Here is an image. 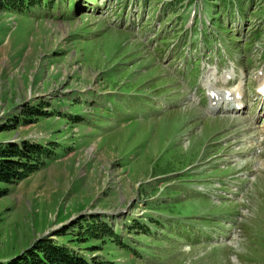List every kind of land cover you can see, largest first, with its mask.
I'll return each mask as SVG.
<instances>
[{
    "label": "rangeland",
    "instance_id": "1",
    "mask_svg": "<svg viewBox=\"0 0 264 264\" xmlns=\"http://www.w3.org/2000/svg\"><path fill=\"white\" fill-rule=\"evenodd\" d=\"M186 1L0 9V145L53 147L23 178L0 182V262L51 238L110 264H264V129L204 116L199 60L183 47L208 45L196 10L214 33L213 11L224 33L245 12L239 37L251 51L264 48V0H243V11L239 0V8ZM227 53L231 70L253 64L251 81L262 77L256 53L252 63L243 58L245 70ZM93 213L106 216L117 241L89 235Z\"/></svg>",
    "mask_w": 264,
    "mask_h": 264
},
{
    "label": "trees",
    "instance_id": "2",
    "mask_svg": "<svg viewBox=\"0 0 264 264\" xmlns=\"http://www.w3.org/2000/svg\"><path fill=\"white\" fill-rule=\"evenodd\" d=\"M39 1L53 3V0H0V9L19 8L24 3ZM52 153V145H43L31 139H21L17 142L1 144L0 182L11 184L23 178ZM6 192L7 188H0V196ZM84 218L86 217L82 215L80 219ZM87 229L89 235L95 238H103L104 236L111 239L114 236L116 241L119 239V234L115 232L106 216L97 214L90 216ZM0 264H110V261L99 259L95 255L85 256L65 245L54 242L51 238H41L20 254L12 259L0 262Z\"/></svg>",
    "mask_w": 264,
    "mask_h": 264
},
{
    "label": "bare ground",
    "instance_id": "3",
    "mask_svg": "<svg viewBox=\"0 0 264 264\" xmlns=\"http://www.w3.org/2000/svg\"><path fill=\"white\" fill-rule=\"evenodd\" d=\"M207 90L208 93L210 91H215L214 96L210 98L209 109L217 108L220 103L230 102V101H232L234 104L231 108H234V106H236L237 108L241 107V101L236 96L237 94L241 95L243 93L242 88L239 84H237L234 88L228 90L227 92L225 89H216L212 84L207 83ZM212 102H214L215 105H212ZM215 119H219V118L215 117Z\"/></svg>",
    "mask_w": 264,
    "mask_h": 264
}]
</instances>
